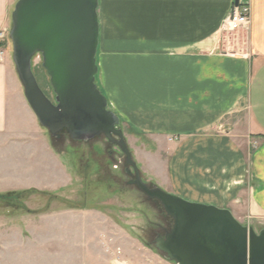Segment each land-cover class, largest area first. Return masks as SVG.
<instances>
[{
  "label": "crops",
  "instance_id": "1",
  "mask_svg": "<svg viewBox=\"0 0 264 264\" xmlns=\"http://www.w3.org/2000/svg\"><path fill=\"white\" fill-rule=\"evenodd\" d=\"M16 1L0 0V29H10ZM237 4H248L249 22L227 34L224 22ZM97 13L96 62L105 76L99 89L119 116L171 143L158 186L227 208L243 224L251 216L263 228L264 0H99ZM14 109L25 112L37 133L9 54L0 61V137L6 142L15 140ZM242 112L245 120L233 124L245 123L241 134L215 132L224 117ZM35 233L33 241L20 236L12 243L0 236V264H114L107 250H53L44 233ZM160 253L167 260L153 254L161 264H177Z\"/></svg>",
  "mask_w": 264,
  "mask_h": 264
},
{
  "label": "rangeland",
  "instance_id": "2",
  "mask_svg": "<svg viewBox=\"0 0 264 264\" xmlns=\"http://www.w3.org/2000/svg\"><path fill=\"white\" fill-rule=\"evenodd\" d=\"M224 32L235 33L226 29ZM110 45L117 49L118 42ZM3 48L0 61L12 54L11 42H6ZM32 71L41 89L54 101L40 53L32 58ZM104 77L98 67L95 80L101 89ZM21 90L23 92L22 85ZM108 108L112 110V104L109 103ZM244 115L242 112L236 117L235 113H230L215 132L241 134L246 130L245 123L243 127L233 124L245 120ZM119 117L141 179L149 186L161 185L171 157V143L166 137H157L155 132L151 134L148 127H137L129 119ZM14 118L15 140L6 142L4 136L0 137V218L9 219V222L0 221V231H3L0 236L8 239L5 241L12 243L20 236L33 241L37 231L46 235L44 239L50 249L89 254L104 249L114 259V264H161L153 253L167 260L155 247L154 238L161 235L164 228L169 229L170 217L158 200L149 199L135 185L128 184L134 172L116 145L103 134L78 141L62 130L59 137H54L39 122L37 133L30 132L33 123L21 109H14ZM23 132L28 136L22 138ZM250 142L254 146L257 143L256 140ZM24 216L34 217L30 222H22ZM251 219L247 216L245 225L258 231L259 225Z\"/></svg>",
  "mask_w": 264,
  "mask_h": 264
},
{
  "label": "water",
  "instance_id": "3",
  "mask_svg": "<svg viewBox=\"0 0 264 264\" xmlns=\"http://www.w3.org/2000/svg\"><path fill=\"white\" fill-rule=\"evenodd\" d=\"M99 0H17L11 13L12 62L24 98L51 136L66 130L73 140L103 134L125 155L135 185L159 201L172 225L154 239L157 249L177 264H264V227L239 222L227 208L186 200L139 174L120 127V117L95 82L99 41ZM40 53L54 93L52 101L32 71ZM129 174L131 171L127 170Z\"/></svg>",
  "mask_w": 264,
  "mask_h": 264
},
{
  "label": "built area",
  "instance_id": "4",
  "mask_svg": "<svg viewBox=\"0 0 264 264\" xmlns=\"http://www.w3.org/2000/svg\"><path fill=\"white\" fill-rule=\"evenodd\" d=\"M249 13L250 8L248 4H237L235 5L227 17L226 21L224 22L223 28L228 31H235L240 28L245 27L249 22ZM9 30H0V59L3 56L4 48L3 46L9 41L8 35Z\"/></svg>",
  "mask_w": 264,
  "mask_h": 264
},
{
  "label": "flooded vegetation",
  "instance_id": "5",
  "mask_svg": "<svg viewBox=\"0 0 264 264\" xmlns=\"http://www.w3.org/2000/svg\"><path fill=\"white\" fill-rule=\"evenodd\" d=\"M166 230H167V229L164 228L163 233L161 234L162 236H164V233H165ZM157 235H158V234H157ZM157 235H156V236H157ZM156 236H155V237H156ZM154 239H155V238H154Z\"/></svg>",
  "mask_w": 264,
  "mask_h": 264
},
{
  "label": "trees",
  "instance_id": "6",
  "mask_svg": "<svg viewBox=\"0 0 264 264\" xmlns=\"http://www.w3.org/2000/svg\"><path fill=\"white\" fill-rule=\"evenodd\" d=\"M95 82H96V80H95ZM97 84V83H96ZM98 86V85H97ZM99 88V87H98Z\"/></svg>",
  "mask_w": 264,
  "mask_h": 264
}]
</instances>
